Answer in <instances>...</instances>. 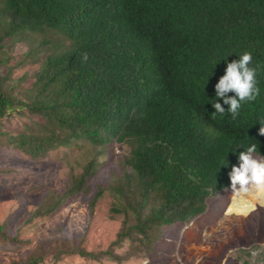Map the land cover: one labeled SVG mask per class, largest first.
Returning <instances> with one entry per match:
<instances>
[{"label": "trees", "instance_id": "obj_1", "mask_svg": "<svg viewBox=\"0 0 264 264\" xmlns=\"http://www.w3.org/2000/svg\"><path fill=\"white\" fill-rule=\"evenodd\" d=\"M40 40V41H39ZM38 42L15 66L18 43ZM46 53L39 68L14 70ZM251 52L260 90L233 118H215V85L227 63ZM229 97L234 93H228ZM15 116L22 132L4 131ZM264 0H0V145L32 161L86 146L93 155L61 193L48 192L26 220L45 219L89 191L99 157L120 145L113 173L115 239L98 252L68 241L39 244L13 264L67 256L125 264L147 257L168 229L203 214L231 189L229 173L254 141L264 156ZM2 172V171H0ZM239 187V185H237ZM103 193L99 189L90 210ZM0 243L21 245L0 227ZM125 247V250L120 252Z\"/></svg>", "mask_w": 264, "mask_h": 264}, {"label": "rangeland", "instance_id": "obj_2", "mask_svg": "<svg viewBox=\"0 0 264 264\" xmlns=\"http://www.w3.org/2000/svg\"><path fill=\"white\" fill-rule=\"evenodd\" d=\"M38 42L18 43L11 65L20 62L31 48L38 49ZM45 53L14 70L15 79L26 77L22 87L31 83L30 77ZM26 125H30L29 117L15 116L4 123V131L17 134ZM92 155L93 150L82 146L32 161L0 145V227L10 237L23 242L21 245L0 243V264L25 260L41 243L62 240L85 251L98 252L115 239L121 218L110 213L114 199L109 185L113 173L127 156V149L118 144L99 157L100 167L88 182V193L70 199L52 216L26 224L43 197L50 191L61 193L70 176L79 174ZM99 189L103 190L102 196L91 211L90 201ZM233 198L231 189H227L208 199L203 214L168 229L147 257L133 258L125 264H264V207L257 203L246 216L228 214ZM124 250L125 247L120 252ZM254 252L257 255L253 256ZM43 264L115 263L67 256L56 263L48 257Z\"/></svg>", "mask_w": 264, "mask_h": 264}, {"label": "clouds", "instance_id": "obj_3", "mask_svg": "<svg viewBox=\"0 0 264 264\" xmlns=\"http://www.w3.org/2000/svg\"><path fill=\"white\" fill-rule=\"evenodd\" d=\"M251 62L252 54L246 51L239 59L227 63L224 75L215 85L216 95L211 103L214 113L211 118H215L217 114H225L221 103L215 101L222 100L223 104L228 105L227 112L235 118L242 104L253 102L259 96L257 73L255 68L249 67ZM230 92L234 93L231 97L227 95ZM258 134L264 136V127L259 128ZM238 160L239 167L233 166L229 173L233 196L243 199L254 196L257 202H264V156L259 153V142L254 141L241 152ZM255 255L257 253L254 252L253 256Z\"/></svg>", "mask_w": 264, "mask_h": 264}, {"label": "bare ground", "instance_id": "obj_4", "mask_svg": "<svg viewBox=\"0 0 264 264\" xmlns=\"http://www.w3.org/2000/svg\"><path fill=\"white\" fill-rule=\"evenodd\" d=\"M257 203L264 207V202H257V198L254 196L248 197L247 199L234 197L227 213L237 216H246L255 208V206L253 207L252 205H256Z\"/></svg>", "mask_w": 264, "mask_h": 264}]
</instances>
